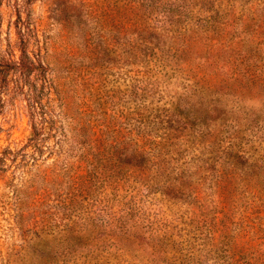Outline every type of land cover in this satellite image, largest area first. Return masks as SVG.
I'll use <instances>...</instances> for the list:
<instances>
[{
    "label": "rangeland",
    "instance_id": "obj_1",
    "mask_svg": "<svg viewBox=\"0 0 264 264\" xmlns=\"http://www.w3.org/2000/svg\"><path fill=\"white\" fill-rule=\"evenodd\" d=\"M5 2L0 57L10 59ZM29 10L65 99L52 103L55 131L42 133L38 157L22 93L0 101V149L22 164L0 190V264H264V0H34ZM95 130L99 151L88 148ZM52 136L63 141L56 163ZM83 150L99 152L118 187L76 180Z\"/></svg>",
    "mask_w": 264,
    "mask_h": 264
},
{
    "label": "trees",
    "instance_id": "obj_2",
    "mask_svg": "<svg viewBox=\"0 0 264 264\" xmlns=\"http://www.w3.org/2000/svg\"><path fill=\"white\" fill-rule=\"evenodd\" d=\"M13 3L12 13L16 18L14 22L15 27V41L11 42L9 46V55L12 58L7 59L0 57V101L4 99V95L7 91L16 90V92L22 93L25 102L27 103L26 110L31 118V134L28 138L27 145L28 150L32 149V156L38 157L42 153L40 146L48 142V139H44L42 133L45 131H55L53 124H55L54 118H47L48 114L52 115V103L56 102V99L64 98L62 92L64 91L55 85V79L51 68L50 58H48V52L45 46L41 42L38 31H35L31 25H28L23 21L25 16L29 17L31 4L34 0H11ZM5 0H0V23L2 20V7L5 4ZM1 29V27H0ZM1 32V31H0ZM46 52V53H45ZM18 53V56H16ZM14 85V86H11ZM65 99V98H64ZM51 132V135H52ZM93 142L88 147L92 150H100V136L97 130L92 135ZM54 139L55 145L51 147V159L53 162H58L60 152L63 149V141L61 138L52 136L49 140ZM75 145L80 144V138L72 140ZM26 147V146H25ZM75 147V146H73ZM136 149L143 148L139 142H135ZM86 147H84L85 149ZM74 149L71 148L66 151L68 155L73 153ZM70 154V159L72 157ZM99 152H89L83 150V157L81 159L74 160L73 163L78 165V168L84 171L81 176L77 175L76 180H81L86 185L87 189H90V184L95 178L102 183L103 189L101 192L107 193L118 187L120 183H117L115 178V172L110 173L106 167H102L96 159ZM113 153L111 159L113 160ZM149 157V156H148ZM94 158V159H93ZM33 162L36 158L32 159ZM15 150L9 147L0 149V190L2 186L7 185L5 180L9 178L8 172L12 168L19 167L22 164L16 163ZM119 173H121L119 171ZM88 195H91L89 193ZM105 199V198H104ZM103 199V200H104ZM16 207H19L18 205Z\"/></svg>",
    "mask_w": 264,
    "mask_h": 264
}]
</instances>
